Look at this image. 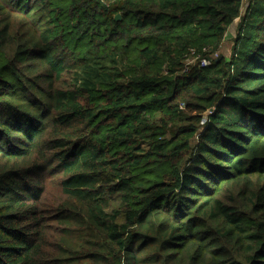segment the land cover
<instances>
[{"label": "trees", "instance_id": "obj_1", "mask_svg": "<svg viewBox=\"0 0 264 264\" xmlns=\"http://www.w3.org/2000/svg\"><path fill=\"white\" fill-rule=\"evenodd\" d=\"M0 264H264V0H0Z\"/></svg>", "mask_w": 264, "mask_h": 264}, {"label": "rangeland", "instance_id": "obj_2", "mask_svg": "<svg viewBox=\"0 0 264 264\" xmlns=\"http://www.w3.org/2000/svg\"><path fill=\"white\" fill-rule=\"evenodd\" d=\"M244 10V8H243ZM239 23V21H235V23L231 26L229 33L227 34V37L225 39V42L220 50V52H218V54H223L225 56H230L231 54V49H232V45H233V41L236 35V29H237V24Z\"/></svg>", "mask_w": 264, "mask_h": 264}, {"label": "built area", "instance_id": "obj_3", "mask_svg": "<svg viewBox=\"0 0 264 264\" xmlns=\"http://www.w3.org/2000/svg\"><path fill=\"white\" fill-rule=\"evenodd\" d=\"M214 55L217 56V54H214ZM191 62H193V59H191ZM201 64L202 66H205L206 64H208V59L206 58L202 59Z\"/></svg>", "mask_w": 264, "mask_h": 264}, {"label": "water", "instance_id": "obj_4", "mask_svg": "<svg viewBox=\"0 0 264 264\" xmlns=\"http://www.w3.org/2000/svg\"><path fill=\"white\" fill-rule=\"evenodd\" d=\"M116 19L117 20L121 19V15L120 14H117Z\"/></svg>", "mask_w": 264, "mask_h": 264}]
</instances>
